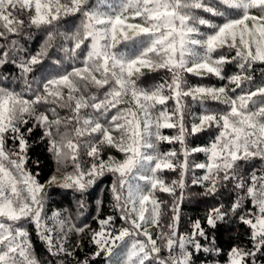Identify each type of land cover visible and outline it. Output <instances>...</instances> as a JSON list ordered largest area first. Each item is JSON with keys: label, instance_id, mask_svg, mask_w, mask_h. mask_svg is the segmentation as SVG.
<instances>
[{"label": "trees", "instance_id": "trees-1", "mask_svg": "<svg viewBox=\"0 0 264 264\" xmlns=\"http://www.w3.org/2000/svg\"><path fill=\"white\" fill-rule=\"evenodd\" d=\"M105 1L0 0V104L7 99L11 109L4 149L25 157L24 168L39 183L56 175L84 179L81 188L44 192L49 229L41 234L29 224L32 255L40 264H107L96 232L107 220L113 232L131 226V214L126 176L101 166L127 154L123 141L135 130L151 151L171 158L160 171L164 188L155 190L160 232L170 233L177 216L180 235L196 230L192 264H228L236 248L243 264H264V233L255 238L251 225L264 191V138L224 157L229 166L208 168V148L232 109L218 93L249 99L246 111L264 124V61L228 42L213 53L220 74L168 64L146 70L142 59L153 53L144 54L149 41L142 34L103 64L87 31L90 14ZM170 2L205 34L245 13L224 0ZM135 62L142 72L132 69Z\"/></svg>", "mask_w": 264, "mask_h": 264}, {"label": "rangeland", "instance_id": "rangeland-1", "mask_svg": "<svg viewBox=\"0 0 264 264\" xmlns=\"http://www.w3.org/2000/svg\"><path fill=\"white\" fill-rule=\"evenodd\" d=\"M224 1L243 8L244 15L230 20L214 33L205 34L191 25L170 0H106L90 14L87 33L91 37V52L103 55L106 64L115 57V48L123 41L135 40L143 34L149 41L144 54L153 53L142 59L147 63L146 70L168 64L183 65L200 75L220 74L221 59L213 53L228 42L246 56L264 61V0ZM132 65L135 71H143L137 62ZM218 94L232 109L223 115L224 127L218 140L208 148V168L213 170L230 165L224 157L235 158L264 138V124L246 111L249 99L233 97L225 91ZM10 110L9 101L3 100L0 104V264H40L31 253L28 234L31 222L41 234L49 229L44 192L54 185L81 188L84 179L56 175L46 183H39L24 168L25 157L11 158L3 146V133L11 126ZM165 136L171 140V136ZM123 144L127 154L101 166V170L114 169L126 176V204L131 214V226L113 232L107 220L96 232L95 242L106 252L107 264H145L150 258L163 264L168 261L192 264L191 246L199 247L196 230L190 235H180L178 216L170 233H161L158 227L160 202L155 190L164 188L160 171L170 166L171 158L159 157L151 151L152 143L135 130L124 138ZM257 204L259 213L251 223L255 238L264 233V191ZM244 257L236 248L228 264H243Z\"/></svg>", "mask_w": 264, "mask_h": 264}]
</instances>
